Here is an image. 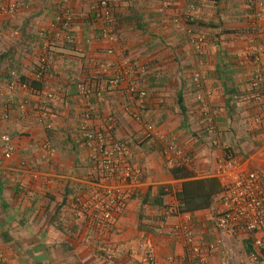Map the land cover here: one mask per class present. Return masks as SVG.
<instances>
[{"label":"crops","instance_id":"obj_1","mask_svg":"<svg viewBox=\"0 0 264 264\" xmlns=\"http://www.w3.org/2000/svg\"><path fill=\"white\" fill-rule=\"evenodd\" d=\"M94 1L0 0V264H151L149 258L153 264H197L187 254L188 238L216 245L208 264H264V251H255L251 236H228L214 228L222 190L214 171L223 154L210 144L192 83V73H199L203 89L213 94L217 139L230 147L242 170L259 173L264 184V84L252 86L257 67L264 66V53L253 54L264 46V0L252 5L249 0H174L165 11L158 10L164 0H109L113 43L98 34L89 11ZM191 6L195 19L187 24L183 19ZM250 9L262 18H251ZM65 10L73 15L74 46L61 41L57 19ZM47 53L50 70L40 79L38 60ZM124 60L146 69L139 79L147 96L142 116L149 117L159 137L171 138L192 157L185 166L192 177L174 178L160 142L143 140L142 125L132 115L138 107L125 85L110 87L102 99L92 97V109L85 108L78 83L106 85ZM12 72L27 83L10 90ZM33 81L38 89L30 88ZM47 90L54 93L46 103L50 128L37 114ZM85 119L89 130L112 124L118 140L132 141V159L142 171L108 232L93 231L91 219H79L73 210L72 198L86 192L95 177L78 133ZM4 135L11 141L10 154L3 148ZM189 181L213 182L217 190L210 208L168 213L180 207L177 196ZM159 197L163 208L156 206ZM185 214L190 236L174 234Z\"/></svg>","mask_w":264,"mask_h":264},{"label":"built area","instance_id":"obj_2","mask_svg":"<svg viewBox=\"0 0 264 264\" xmlns=\"http://www.w3.org/2000/svg\"><path fill=\"white\" fill-rule=\"evenodd\" d=\"M253 1L249 0L250 5H252ZM173 5L174 0H164L163 8H160V11L169 9ZM4 8L2 9L4 10ZM250 10L251 18H262L260 12L253 9ZM89 11L94 15V22L97 25L99 36L108 42H116L115 35L111 30L113 9L109 0H95L90 4ZM11 12H13L12 8L9 13ZM194 14L195 7L191 6L183 21L191 24L195 19ZM72 17L71 11L65 10V13L61 14L57 19L59 30L63 35L61 41L70 46H74L76 43L72 31ZM174 22L179 24L177 19ZM260 52L264 53V46H260L253 54L256 55ZM106 53L113 55L114 51L113 49H109ZM50 58L51 54L49 53L39 58L37 65L39 68V72L37 73L38 78L42 79L50 70ZM258 67L252 79V86L255 89L264 84V66L259 65ZM145 73L146 69L137 67L130 60H124L115 69V73L108 84L102 85L94 80L82 81L77 85L78 94L85 102V108L91 110L92 105L90 100L92 97L102 99L110 87L125 85L127 94L135 99L138 107L137 112L136 110L132 112L131 108L125 111L132 112L133 119L142 125L143 140L150 144L154 142L158 144L159 141L164 161L169 162L177 159L182 165L186 167L190 166L192 157L185 155L181 149L176 148L171 138L165 136L159 137L149 117L144 118L142 116L143 113L147 112L145 108L147 96L145 91L139 86V79ZM18 80L16 72H12L8 80V88L13 90L20 87L21 85ZM201 80L202 78L199 73H192V83L195 85V100L201 114L205 117V131L211 137L210 144L212 148L221 150L223 154L216 160L214 171V176L221 182L222 188L213 210L214 228L217 232L228 236H251L255 251L260 253L264 251V184L259 173L242 170L233 152L230 151V147L217 139L213 114L210 110L213 94L203 89ZM53 99L54 93L47 90L45 92V101L37 108L39 120L42 124H46L47 128L51 127L50 116L52 112L46 103ZM18 110L21 114H24L26 103H22ZM86 120L82 121V124L78 128V133L81 135L83 145L89 152L90 165L95 177L88 180L89 188L86 192L74 195L72 198L73 210L77 218L85 219L89 217L91 219L93 231L108 232L114 229L117 216L131 199L134 187L141 179L142 171L133 162L132 141L118 140L113 134L112 124H106L98 129L89 130ZM262 138L264 139V135ZM1 139L4 151L10 154L12 147L9 144V136L4 135ZM45 146L50 148V143L46 142ZM179 212L178 206L168 209V213L170 214H178ZM183 219V223L175 226L173 232L174 234H178V231H183L190 236L192 230L190 229L191 219L189 214L183 215ZM258 233L262 235L258 236ZM185 248L187 249V254H190L197 264H208L209 258L213 257L217 251L214 243L202 245L196 243L192 238L186 240ZM1 258L2 256L0 255ZM107 259L111 260L112 256H107ZM149 261L153 264L152 258H149ZM251 261L256 262L257 257L252 256Z\"/></svg>","mask_w":264,"mask_h":264},{"label":"trees","instance_id":"obj_3","mask_svg":"<svg viewBox=\"0 0 264 264\" xmlns=\"http://www.w3.org/2000/svg\"><path fill=\"white\" fill-rule=\"evenodd\" d=\"M114 22V18H113ZM194 22V21H193ZM191 22V24L193 23ZM113 25V23L111 24ZM39 72V68L37 66L36 70V76ZM20 85L26 84V79L23 77L19 78ZM31 89H38L37 82L33 81L29 84ZM169 163H173L172 166H170V173L172 176L176 179H187L193 176L192 172H189L188 169L182 165L178 161H170ZM216 186H214L213 182H207V181H189L187 183H184L182 185V191L177 196L178 201L180 202L179 211L180 212H192L197 211L201 209H208L211 206V199L216 191ZM162 192H160V196H162ZM160 198V197H159ZM156 206L158 208H163L161 198L158 201V204L156 203Z\"/></svg>","mask_w":264,"mask_h":264},{"label":"rangeland","instance_id":"obj_4","mask_svg":"<svg viewBox=\"0 0 264 264\" xmlns=\"http://www.w3.org/2000/svg\"><path fill=\"white\" fill-rule=\"evenodd\" d=\"M158 10H160V8ZM9 144L11 145V141L9 142Z\"/></svg>","mask_w":264,"mask_h":264},{"label":"clouds","instance_id":"obj_5","mask_svg":"<svg viewBox=\"0 0 264 264\" xmlns=\"http://www.w3.org/2000/svg\"><path fill=\"white\" fill-rule=\"evenodd\" d=\"M170 9V8H169ZM165 10H167V9H165ZM165 10H163V11H165ZM18 76V75H17ZM18 78H19V76H18Z\"/></svg>","mask_w":264,"mask_h":264}]
</instances>
